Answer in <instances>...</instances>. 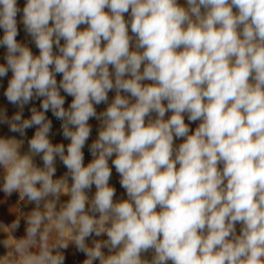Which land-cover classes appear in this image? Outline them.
<instances>
[{
    "label": "clouds",
    "instance_id": "1",
    "mask_svg": "<svg viewBox=\"0 0 264 264\" xmlns=\"http://www.w3.org/2000/svg\"><path fill=\"white\" fill-rule=\"evenodd\" d=\"M186 5L26 0L21 22L39 49L34 56L16 39L17 0H0V78L12 72L5 96L20 109L10 119L0 113V123L21 136L38 126L24 155L22 141L0 138L3 192L36 205L23 238L11 236L19 219L3 229L10 250L0 264H64L70 242L86 254L83 264H264V0ZM61 89L73 97L67 109ZM36 98L43 111L32 107L22 119ZM49 110L70 139L67 154L49 139ZM185 114L200 121L192 134ZM90 118L101 128L85 166ZM174 138L184 142L174 146ZM114 155L127 194L120 201L109 184ZM57 157L68 171L54 180ZM61 195L70 199L57 208ZM93 234L107 239L89 247ZM149 250L151 261L142 258Z\"/></svg>",
    "mask_w": 264,
    "mask_h": 264
},
{
    "label": "rangeland",
    "instance_id": "2",
    "mask_svg": "<svg viewBox=\"0 0 264 264\" xmlns=\"http://www.w3.org/2000/svg\"><path fill=\"white\" fill-rule=\"evenodd\" d=\"M178 3L182 6L186 5V0H178ZM26 4V0H17V5L20 8L21 11L17 13V27H18V35L16 37L17 41L21 44L27 46L33 53L34 56L39 55V49L36 47L32 37L26 32L25 27L23 23L21 22L22 16H23V7ZM105 11H108L106 8ZM233 11L235 12L236 9L234 8ZM125 19H129V13H125ZM51 23V22H50ZM81 30L85 29L86 25H80L79 26ZM129 34L132 35L131 30L129 28ZM4 35V31L2 28H0V38H2ZM63 39L61 40V44H63ZM105 42L102 41V46ZM131 50H135L134 47ZM54 52L58 53V49L54 45ZM6 53L7 49L4 46H0V64H6ZM143 67V66H142ZM111 70V66H110ZM12 77V72L9 70L8 74L5 77L0 78V113H6L7 117L10 119L15 113L20 111L19 107L17 105H13L8 102L5 91L8 86V82ZM57 82L59 84V81L62 79V74H58L56 76ZM144 83H151L150 81H145ZM122 95H125L124 93H121ZM61 95L65 97V104L64 107L67 109L72 100L73 97L67 95L63 92L61 89ZM116 95L115 90H112L108 93V102L107 103H101L99 105H94L96 107L97 113L103 112L106 110L108 105L112 102ZM43 98H36L33 99L29 104L25 105L22 111V119H30L31 117V108L35 107L38 111H43L41 107V102ZM134 102V100H133ZM166 103V102H165ZM152 118H155V113H152ZM172 115L171 112H166L165 119H168ZM45 116L47 119L51 120L52 126L49 133V139L51 143L55 144H63L65 146V154H67V146L70 143V139L65 138L63 135V128H62V121L58 118H56L51 110L47 111L45 113ZM185 123L189 125L190 128V134L194 133L195 129L198 127L200 121L196 122H190L187 118V114L184 116ZM89 125L91 126V132L88 140L86 141L85 146L82 149V152L84 154V160L83 163L85 166H87L92 160L93 156L90 150V145L98 138L99 130L101 128V122L97 120L96 118H90L88 121ZM147 123V118H146ZM38 126H33L31 128H28L25 130V135L21 136L19 133L11 132L9 130V125L0 123V138H15L19 141H22L21 148L19 149L20 154L24 155L29 152V141L34 136ZM184 142V138L176 139L174 138V146H178L179 144ZM115 158V155L109 159V167L112 169V175L109 180L110 186L115 188V196L114 201H120L127 199L126 190L121 186L120 184V175L117 173L115 167L112 164V159ZM33 162L37 167H43V161L41 156H34ZM55 167L56 172L53 176V179H60L62 177H65V174L67 173V168L63 164V162L57 157L55 161ZM222 167V165H221ZM4 169L2 166H0V258H3L7 255L8 249L5 247L4 241L8 239L9 233L4 231L3 229L5 227H10V225L15 222L17 219H19V227L11 232V236L14 239H20L23 238L26 235V220L25 217L27 214L32 212L36 205L34 202H28L27 197H25L23 200L20 199V194L18 192H13L10 196L6 195L2 190V185L4 182ZM67 182L69 186L71 185L72 181L70 176L67 179ZM96 191L95 185L92 186L90 190H86V194L88 195L89 199L91 200L94 196ZM70 197L68 195H61L59 197V202L57 204V208H59V205L62 203H66ZM41 210L43 209V202H41ZM159 211V209H157ZM98 215V214H97ZM241 230V225L238 223L236 225V232L237 235H239ZM107 239V235L103 234L101 236H95L93 234L89 238H87L86 243L89 247L94 246V241H103ZM102 251H104L105 255L113 254L110 253L107 248H103ZM62 254L64 255V264H83L84 260L87 258L86 254L78 251L74 243H69V246L67 249L61 250ZM153 257V251L149 250L147 253H142V258L151 261ZM94 264H99V261H94ZM171 264V262H169Z\"/></svg>",
    "mask_w": 264,
    "mask_h": 264
}]
</instances>
